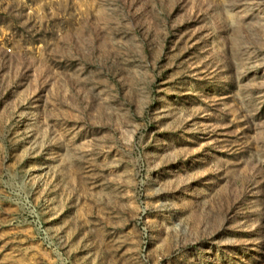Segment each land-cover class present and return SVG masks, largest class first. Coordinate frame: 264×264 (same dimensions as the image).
<instances>
[{
  "label": "rangeland",
  "instance_id": "rangeland-1",
  "mask_svg": "<svg viewBox=\"0 0 264 264\" xmlns=\"http://www.w3.org/2000/svg\"><path fill=\"white\" fill-rule=\"evenodd\" d=\"M0 264H264V0H0Z\"/></svg>",
  "mask_w": 264,
  "mask_h": 264
}]
</instances>
